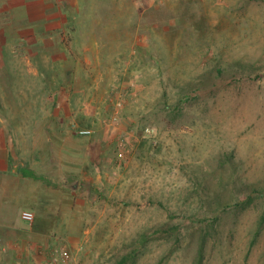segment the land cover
I'll list each match as a JSON object with an SVG mask.
<instances>
[{
    "label": "rangeland",
    "instance_id": "obj_1",
    "mask_svg": "<svg viewBox=\"0 0 264 264\" xmlns=\"http://www.w3.org/2000/svg\"><path fill=\"white\" fill-rule=\"evenodd\" d=\"M0 117L96 162L44 232L0 177V264H264V0H0Z\"/></svg>",
    "mask_w": 264,
    "mask_h": 264
},
{
    "label": "crops",
    "instance_id": "obj_2",
    "mask_svg": "<svg viewBox=\"0 0 264 264\" xmlns=\"http://www.w3.org/2000/svg\"><path fill=\"white\" fill-rule=\"evenodd\" d=\"M73 84H71L72 86ZM70 86V87H71ZM72 88V87H71ZM50 117V115H49ZM41 116V118H30V121H44V120H59L58 115L53 114V117ZM5 119L0 117V177L3 187V196L6 194L20 198V200L30 201V204H24L20 201L12 202L13 204L7 203L6 201L2 203L3 212L0 213L1 216H9L5 211L7 206L15 211L14 216H18V212L24 206H28L36 210L38 218L33 223L32 228L35 226L37 230L44 232L42 227H47L46 225L51 223L53 218L61 216V211H69L71 209L69 195L75 194L80 188L86 183L83 181L85 174L88 172L89 168L96 164V162L89 161V150L86 148H78V151H73L72 139L66 134L65 130L59 127V124L53 126H45L46 124H33V132L39 137V141L34 138L30 141L26 137H32L31 135L25 136V139H21V144L32 145L33 153H41L42 151H48V149H57L64 153V157L57 158V160L51 161L49 166H42L41 161L37 164L36 161L33 164L28 162H21L15 156L17 145L19 146V141L9 138L7 131V124L4 123ZM53 127L54 134L51 136H43L47 131L50 132L49 128ZM55 129V130H54ZM34 137V136H33ZM63 140L62 144H58L57 139ZM44 139V143L42 141ZM56 146H51L50 141ZM41 142V143H39ZM44 146V148H42ZM51 146V148H50ZM48 147V148H47ZM50 151V150H49ZM52 152V151H51ZM74 152L77 154L73 156ZM74 158V159H72ZM71 171H74V174ZM79 174V175H78ZM75 175L81 178L83 185L76 179L72 182ZM73 176V177H71ZM71 183V187H70ZM86 191H89V187H86ZM70 205V207H69ZM21 206V207H20ZM69 214L64 212V216ZM13 216V215H10ZM14 222V221H13ZM41 226V228L39 226ZM15 226L14 223L8 224V227ZM16 227V226H15ZM43 230V231H42ZM34 232V228L32 229ZM38 232V231H37ZM46 232V231H45ZM39 257L26 259H18L14 264H57L50 257L44 255L43 253Z\"/></svg>",
    "mask_w": 264,
    "mask_h": 264
},
{
    "label": "built area",
    "instance_id": "obj_3",
    "mask_svg": "<svg viewBox=\"0 0 264 264\" xmlns=\"http://www.w3.org/2000/svg\"><path fill=\"white\" fill-rule=\"evenodd\" d=\"M74 128L76 129V132L81 135H90L93 133V129L89 127H83L79 126L78 124H74ZM146 133L150 136L156 135V129L154 127H148L146 128ZM125 138H120L119 145L123 146L125 145ZM122 155V152L120 153ZM22 217L26 220L32 221L34 220V213L31 210H24L22 212ZM58 264H70L71 260V254L68 250H61L58 256H55L54 258Z\"/></svg>",
    "mask_w": 264,
    "mask_h": 264
}]
</instances>
